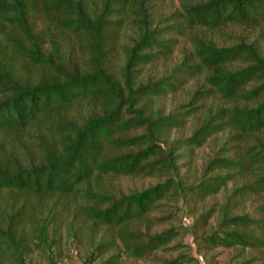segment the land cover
Wrapping results in <instances>:
<instances>
[{"label": "trees", "instance_id": "obj_1", "mask_svg": "<svg viewBox=\"0 0 264 264\" xmlns=\"http://www.w3.org/2000/svg\"><path fill=\"white\" fill-rule=\"evenodd\" d=\"M151 1L0 0V264H41L36 251L55 264L62 238L85 239L89 262L119 264L126 254L183 264L186 254L173 256L187 233L178 228L180 201L192 207L230 180L243 183L225 195L209 232L195 236L197 253H264V208L253 216L236 200L264 194V48L248 38L264 33V0H180L163 28L154 26ZM36 3L52 24L48 41L34 26ZM126 26L129 42L121 38ZM174 28L192 53L159 75L153 68L171 49L165 35ZM234 29L248 35L233 45L209 36ZM200 77L205 89L179 109L158 104L179 91L189 96ZM192 116L189 135L177 134ZM223 133L230 146L222 150L240 143L242 154L211 155L197 181L184 180L186 160ZM122 179L154 182L126 190Z\"/></svg>", "mask_w": 264, "mask_h": 264}, {"label": "rangeland", "instance_id": "obj_2", "mask_svg": "<svg viewBox=\"0 0 264 264\" xmlns=\"http://www.w3.org/2000/svg\"><path fill=\"white\" fill-rule=\"evenodd\" d=\"M154 6V26L163 28L173 23L172 17L175 13H178L180 11V0H152L151 1ZM32 19L34 22V26L36 31L39 34H42V32H47L48 35L45 36L46 40L48 41L49 36L51 33H53L52 24L50 23V20L48 18L47 13L45 10L40 6V4L36 3ZM176 28V27H175ZM169 29L167 31L165 38L167 40H170L168 45L171 46V49L169 51H166V53L162 56V58L158 61V67L153 68L154 71L158 72L159 75H170L173 72V69L182 63V61L185 59L187 55L192 53V44L189 41L188 37L186 35H180L175 33L173 30ZM234 35H231V37H228L226 35H219L218 33L209 32V36L213 39H215L217 42L224 44V45H233L237 41L236 36H247L248 32L246 30L242 29H234L232 32ZM130 36H132V29L128 28L127 26L124 28L122 32V40L123 42H129ZM248 38L250 40L257 39L259 43H261L262 47L264 48V33L261 34H251L248 35ZM61 45H68L67 37H61ZM48 48H51L50 45H48ZM148 70V69H147ZM146 74V70L144 68L142 75ZM204 77H200L198 79L192 80L188 84V88H191V93L189 96H186V92L182 91L179 93H176L175 95H169L164 97L163 100L158 102L160 106L165 108V111L171 109H179L180 106L183 103H186L190 97L193 95V93L197 89H205L204 88ZM187 88V89H188ZM181 111V110H180ZM196 123V118L191 117L188 120V124L185 128H183L180 132H177L179 135H189L190 130L193 128L194 124ZM228 138V133H223L221 135L216 136L214 139H211L206 143L203 147L197 148L196 151L192 154L190 158H188L186 161L188 162L187 165H185L182 168L181 176L184 178V180L188 181V183L197 181L199 174L202 173V167L205 165L208 161L209 156H213L215 154H218L219 157L225 155L226 153L232 157H234L238 152L239 155L242 154L243 150V144H238V147L231 148V151L222 150L223 146L226 145L227 147L230 146ZM232 141V140H230ZM234 144V141H232ZM154 182V180L152 181ZM151 180H143V179H122L121 183L122 186L126 190H140L141 188L148 186L150 183H152ZM243 182H234L233 180H230L229 183L220 189V192L212 197H205L203 200H195L192 207L187 206L184 204V201H180L179 203V209L177 211V218H178V228H181V230H187V233L183 237V244L184 247H181L180 250H178L177 253H174L173 256L177 257L180 255V253L186 254L183 259V264H200L198 259H196L198 255L197 253V243L195 241L196 235H205L207 232H209L212 225H215L218 218V209L220 204H222L225 200V195L231 194L234 188H237L238 186H241ZM237 198V196H235ZM240 202V205H238L237 210L239 212L243 211L246 213H250L253 216H257L259 214V211H261V208H264V194L263 195H256L255 193H249V195H245V197L236 199ZM216 209V212L213 213L212 217L210 219H206L205 215L203 217L204 212L209 210L210 208L214 207ZM221 207V206H220ZM188 210H193L194 213H189ZM210 215V213H209ZM198 218H202L207 220V224H204L203 221H197ZM187 221L185 223L184 221ZM83 221V219L79 220V224ZM103 231V230H102ZM102 231L97 233V239H99ZM65 233V230H64ZM63 233V235H64ZM108 237L110 235H107ZM83 242L80 243H73L68 244L66 238H62L61 240V252L56 256V253L58 251L56 249H53L52 252H54V260L56 261L55 264H100L99 260L98 262H89L85 260V254H86V247L87 244L85 239H82ZM118 252L117 248H111L108 249V252L105 254V258L109 257L112 254H115ZM252 256L258 257L257 261L253 264H264V253H262L259 250H251V249H224V248H218L212 251H205L202 254V257L204 261L207 264H235L236 262L241 263L247 258H250ZM33 260L37 263L41 264H48L47 259L44 255H42L39 251H36L33 255ZM119 264H153L151 261H142V260H136L133 258H129L126 254H123L121 257V261Z\"/></svg>", "mask_w": 264, "mask_h": 264}, {"label": "built area", "instance_id": "obj_3", "mask_svg": "<svg viewBox=\"0 0 264 264\" xmlns=\"http://www.w3.org/2000/svg\"><path fill=\"white\" fill-rule=\"evenodd\" d=\"M199 259H200V261H201V264H207V263L204 261V259H203L202 256H200Z\"/></svg>", "mask_w": 264, "mask_h": 264}, {"label": "water", "instance_id": "obj_4", "mask_svg": "<svg viewBox=\"0 0 264 264\" xmlns=\"http://www.w3.org/2000/svg\"><path fill=\"white\" fill-rule=\"evenodd\" d=\"M184 222H185V223H187V221H186V220H185Z\"/></svg>", "mask_w": 264, "mask_h": 264}]
</instances>
